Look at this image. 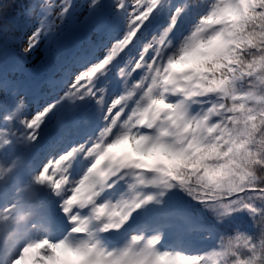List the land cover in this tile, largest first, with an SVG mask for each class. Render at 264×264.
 <instances>
[{
  "label": "snow or ice",
  "instance_id": "6c2138e0",
  "mask_svg": "<svg viewBox=\"0 0 264 264\" xmlns=\"http://www.w3.org/2000/svg\"><path fill=\"white\" fill-rule=\"evenodd\" d=\"M0 264H264V0H0Z\"/></svg>",
  "mask_w": 264,
  "mask_h": 264
}]
</instances>
